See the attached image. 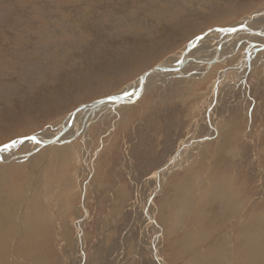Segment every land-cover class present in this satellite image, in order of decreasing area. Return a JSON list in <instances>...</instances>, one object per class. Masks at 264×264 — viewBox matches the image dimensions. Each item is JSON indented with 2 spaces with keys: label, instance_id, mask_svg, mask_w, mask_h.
Masks as SVG:
<instances>
[{
  "label": "rangeland",
  "instance_id": "1",
  "mask_svg": "<svg viewBox=\"0 0 264 264\" xmlns=\"http://www.w3.org/2000/svg\"><path fill=\"white\" fill-rule=\"evenodd\" d=\"M261 10L264 0H0V147L44 140L80 109L64 144L32 157L36 144H17L0 164V200L16 203L13 264H264V48L244 53L261 37L213 35L192 58L221 43L219 63L149 75L135 103L84 111Z\"/></svg>",
  "mask_w": 264,
  "mask_h": 264
},
{
  "label": "bare ground",
  "instance_id": "2",
  "mask_svg": "<svg viewBox=\"0 0 264 264\" xmlns=\"http://www.w3.org/2000/svg\"><path fill=\"white\" fill-rule=\"evenodd\" d=\"M264 21V10H261L257 13H255L254 15H252L251 17L249 18H246L242 23H240L239 25H236V26H233V27H230V28H236L235 31H233L232 29L230 30V32H227V31H224L223 29H219V30H214V31H211V32H208V33H205L201 36H199V38L195 39L194 41H192L191 43H189V45L187 46L186 50L181 52L180 55L177 57V59L175 60V62H173L174 64L171 65L172 63H163V64H160V65H157L153 68H163V70L161 71H149L151 69L148 70V73H144L143 75H141V77L133 84H131L129 86L128 89H125L124 91H122L121 93L117 94V95H114V96H111V97H106V98H102V99H98L96 101H93L92 103H90L89 105L86 106H80L81 108L84 109V107H86L84 109V111H89V114L92 113V110L94 109H97V108H101V107H108V106H111L113 108V106H123L124 104L128 105V104H133L137 101V99L139 98V96H141L144 92V90L146 89L147 87V84L149 82V78L148 76L149 75H154L155 73H163V74H168V73H178V71H181L182 69H184L183 67L186 65V62H194V64H207V65H211L213 63H219V57H216L220 50V48L222 47V44H218L217 45V48H216V51H215V54L213 55V57H211V59L209 60H196L194 58H192V55L193 53H191L192 51L191 50H195L197 49V47H199L200 44H202V42L204 40H208V38L212 37L213 35L214 36H217L219 37L218 39L221 41L223 39H226L227 40H233L234 37H237L240 38L239 36H245V35H248L249 37H251L252 39L256 38L257 36L258 37H261L263 40H264V29L261 30V28H258L257 30L255 29H250V26L253 25V24H259L260 22ZM239 26H242L243 28H238ZM262 26V25H261ZM77 27V26H76ZM213 36V37H214ZM237 38V39H238ZM211 39V38H210ZM236 39V38H234ZM244 39V38H243ZM241 38L242 41L244 42H250L248 40H243ZM224 41V40H223ZM224 41V42H225ZM237 41V40H236ZM240 41V40H239ZM237 43V42H236ZM241 43V42H240ZM254 43V44H252ZM250 43V46H248L249 48L246 49L247 51L244 52V53H250V51L252 50V48H256V45H257V48L260 47V48H264V43H257V42H252ZM214 44V43H213ZM242 45V43H241ZM240 46V45H239ZM226 47V46H225ZM204 48V47H203ZM210 48V47H209ZM223 48V47H222ZM256 48V49H257ZM260 48L258 50H260ZM211 49V48H210ZM214 49V48H213ZM263 50V49H261ZM207 51V50H206ZM223 51V50H221ZM228 53V52H227ZM207 54V53H206ZM220 54V52H219ZM242 54V53H241ZM221 56V55H220ZM248 56V55H247ZM191 58V59H190ZM222 59V57H221ZM226 59V58H225ZM194 60V61H192ZM224 60V58H223ZM189 62V63H190ZM226 62V61H225ZM196 64V65H197ZM198 66V65H197ZM200 66V65H199ZM178 67H181V68H178ZM206 68V67H205ZM209 68V67H207ZM241 68V67H240ZM194 71V70H193ZM189 72V71H188ZM197 72V71H196ZM199 72V71H198ZM197 72V73H198ZM180 75V72L178 73ZM157 75V74H156ZM177 75V74H176ZM178 75V76H179ZM199 75V74H198ZM155 76V75H154ZM173 76V75H172ZM189 76V75H188ZM222 77V76H221ZM221 81V80H220ZM217 82V81H216ZM219 85V83H217ZM221 85V84H220ZM214 86H215V83H214ZM213 86V87H214ZM220 87V86H219ZM217 88V87H216ZM214 88L215 90H212L214 93L216 89ZM134 95V96H133ZM207 109V108H206ZM80 109L77 108L73 113H71L70 116H68L65 120V122L61 125V128H59L58 132L56 134H53L49 137H46V139H41V138H37L35 137L36 139L35 140H32V139H28V138H25V139H19L17 141H20L19 145H26V144H36L34 146H38V149L36 150H31L29 152H26L24 153L26 155V157L32 155L33 153H37L38 151H40V149L43 147V146H50V145H54V144H59V143H63L65 141V137L67 136L66 134V127L68 126V123H71V120H73L75 118V115L78 114ZM208 112V111H207ZM209 112H210V108H209ZM88 113V112H87ZM209 124V123H208ZM210 126V125H209ZM216 129V128H215ZM215 129L214 127L212 128L213 131H211V133H215ZM79 130V129H78ZM63 132V133H62ZM221 135V134H220ZM212 138V136H210ZM48 138V139H47ZM55 139L54 141H50V140H53ZM215 139V138H213ZM208 140V139H207ZM37 141H39L37 143ZM50 141V142H49ZM64 144V143H63ZM2 147V146H1ZM16 147V146H15ZM15 147H10L7 151H0V164H2L3 162H6L5 164H8V163H11L13 161H16L18 156H16L15 154V150L14 148ZM62 147V145H61ZM20 148V147H19ZM183 148V147H182ZM44 149V147L42 148ZM60 149L59 151H61L62 153L66 154L65 153V148H58ZM65 149V150H64ZM208 150V149H207ZM58 151V150H57ZM35 153V154H36ZM58 153V152H57ZM34 154V155H35ZM60 154V153H59ZM33 156V155H32ZM30 156V157H32ZM173 162V161H172ZM31 164V163H30ZM167 171V170H166ZM165 171V172H166ZM168 172V171H167ZM187 172V171H186ZM163 172L160 171L157 173L158 177H159V180L161 179V177H163ZM156 175V174H155ZM152 178V177H151ZM163 180V178H162ZM41 181V180H40ZM159 183V182H158ZM160 184V183H159ZM161 185V184H160ZM30 190V189H29ZM33 193V192H32ZM2 197V196H1ZM0 197V198H1ZM37 199V198H36ZM224 199V198H223ZM6 203V205L8 206V211H6V214H3V215H0V261L2 259H5V261H9L10 260V257H11V254L9 253L8 255V252H10V243H12V240H13V237H15L17 235V226L13 220V216H11V209H9V207H13L15 208L16 207V203L15 202H12L10 199L6 198L2 200H0V203ZM14 204V205H12ZM148 215V214H147ZM224 216V215H223ZM150 217V220L151 222L153 221L152 217ZM154 223V222H153ZM9 225V229H7V226ZM6 227V228H5ZM79 230V229H78ZM28 231V230H27ZM80 231V230H79ZM35 232V231H34ZM33 232V233H34ZM35 233H38L35 232ZM32 236V235H31ZM38 236V235H37ZM79 238H80V235H78ZM36 237V236H34ZM32 237V238H34ZM28 239V238H27ZM31 239V238H30ZM81 239V238H80ZM35 240V239H34ZM19 241V240H18ZM33 242V239L31 240ZM25 243V242H24ZM23 243V244H24ZM29 243V242H28ZM14 244V243H13ZM30 244V243H29ZM36 244V243H34ZM33 245V244H32ZM32 245L29 247H32ZM251 247V246H250ZM26 248V247H25ZM33 249V248H32ZM18 250V249H17ZM15 251V250H14ZM29 252V251H28ZM30 252H31V249H30ZM26 253V252H24ZM27 254V253H26ZM24 255V254H23ZM13 256V255H12ZM13 258V257H12ZM27 259V258H26ZM10 264H13V262L10 260L9 261Z\"/></svg>",
  "mask_w": 264,
  "mask_h": 264
},
{
  "label": "snow or ice",
  "instance_id": "3",
  "mask_svg": "<svg viewBox=\"0 0 264 264\" xmlns=\"http://www.w3.org/2000/svg\"><path fill=\"white\" fill-rule=\"evenodd\" d=\"M234 31V29H232ZM28 139H32V140H35L36 138L33 136V137H28ZM20 141H17V140H12L11 143H5L3 144L2 147H0V151H7L10 147H15L17 145V143H19ZM39 141H37L38 143Z\"/></svg>",
  "mask_w": 264,
  "mask_h": 264
},
{
  "label": "water",
  "instance_id": "4",
  "mask_svg": "<svg viewBox=\"0 0 264 264\" xmlns=\"http://www.w3.org/2000/svg\"><path fill=\"white\" fill-rule=\"evenodd\" d=\"M238 28H243L242 26H239V27H237V29ZM231 29H234V31L236 30V28H226V29H223L224 31H227V32H230V30ZM178 68H181V67H178ZM160 69V70H159ZM161 71V70H163V68H152L151 70H149V71ZM146 73H148V71L146 72ZM72 125V123H68V126L66 127V129H69L70 128V126ZM63 133V132H62ZM55 139H53V140H50V141H54ZM49 141V142H50Z\"/></svg>",
  "mask_w": 264,
  "mask_h": 264
}]
</instances>
